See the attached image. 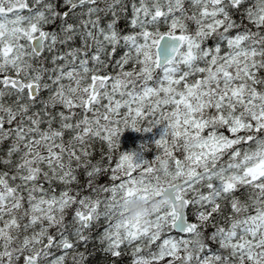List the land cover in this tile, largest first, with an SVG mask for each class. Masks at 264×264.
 Masks as SVG:
<instances>
[{"label":"snow or ice","instance_id":"snow-or-ice-1","mask_svg":"<svg viewBox=\"0 0 264 264\" xmlns=\"http://www.w3.org/2000/svg\"><path fill=\"white\" fill-rule=\"evenodd\" d=\"M157 126L154 159L111 166L125 130ZM0 152V264H87L94 242L131 264H264V0H0ZM149 187L167 204L143 228L122 200Z\"/></svg>","mask_w":264,"mask_h":264},{"label":"trees","instance_id":"trees-1","mask_svg":"<svg viewBox=\"0 0 264 264\" xmlns=\"http://www.w3.org/2000/svg\"><path fill=\"white\" fill-rule=\"evenodd\" d=\"M27 14V13H25ZM132 15L131 12V8L129 7L128 12H127V16L130 18ZM235 19L239 20V16L237 15L235 17ZM119 27L124 31V32H131L133 31V29H131L130 27H128V22L127 20H121L119 23ZM166 29L164 28V26H161V31H165ZM77 44H79V41H77ZM215 44L214 40H208L207 41V46L211 47ZM124 49H120L119 51H117L116 53V58H119L120 55H122ZM47 67H51V64L48 63L46 64ZM130 67V66H129ZM109 71H111V69H109ZM65 83H67V81H65ZM43 96H47L48 93L44 92L42 94ZM106 103V101H105ZM59 110V109H58ZM77 111H80L79 109H77ZM79 118V117H77ZM147 123L144 122L141 127H147ZM162 127L161 126H157L155 128H153L150 132L144 133V132H133L130 130H125L121 136H120V149L114 151L111 153L112 156V160H111V166L114 167L117 159L119 157V155L121 153H129V152H137L139 151V146L140 145H147L148 146V150L146 152L142 153V157L143 159H147L149 161H151L152 159H154L155 155L159 154V150L157 149V147L154 144V141L159 139L161 134H162ZM70 135V133L68 134ZM68 137L66 136L65 139H67ZM4 148H7V144L4 145ZM93 150H94V155L91 157L92 161L95 163L96 161H99L101 159L102 154L107 156L109 155L108 152V148L107 145L100 142V141H96L93 145ZM3 153L0 152V155H2ZM177 155H181L180 153H177ZM103 164L104 165H108L109 161L107 159L103 160ZM0 170H6L3 168V166H0ZM111 175L110 172L105 173L103 175H101L99 177V179L96 181V183L104 185V184H112L113 182L109 179V176ZM135 175V174H134ZM79 185H72L73 188H84L86 185V178L84 175L83 170L80 171L79 174ZM118 183V181H117ZM47 187V185H45ZM55 187L57 189V191H59L60 189L63 188V185L61 184H55ZM93 187H95V184L93 185ZM90 193L88 191H85L82 193V195H89ZM101 198L103 199L104 194H100ZM239 195V194H238ZM101 210L103 211V206H101ZM193 210L190 209L189 213H191ZM227 209L225 210L226 214H227ZM69 219H71V212H69ZM194 219V217H193ZM219 219V218H217ZM100 229L93 230V234L94 237L95 236H99L100 232L103 231V227L105 225V221L103 219L100 220ZM209 231H211V229H209ZM170 235L172 236H176L175 233H170ZM179 238V237H177ZM101 245H99L98 243H92L88 245V251L93 253L90 258L88 259L87 264H131V260H132V256H131V250L130 249H122V251H124V255H122L119 258H113L110 255H105L103 253V251H101ZM152 249L155 250L156 249V245H152ZM213 249H215V245H213ZM83 250V249H81ZM144 255L148 254L147 249H145ZM164 264H167V262L165 261Z\"/></svg>","mask_w":264,"mask_h":264},{"label":"clouds","instance_id":"clouds-1","mask_svg":"<svg viewBox=\"0 0 264 264\" xmlns=\"http://www.w3.org/2000/svg\"><path fill=\"white\" fill-rule=\"evenodd\" d=\"M163 187H167L164 181H161ZM159 190L149 187L147 198L143 192H137L134 195H128L122 200V208L125 216L130 222H138L143 228H150L155 224V213L157 210L164 208L167 204L166 197L162 192L158 195Z\"/></svg>","mask_w":264,"mask_h":264}]
</instances>
